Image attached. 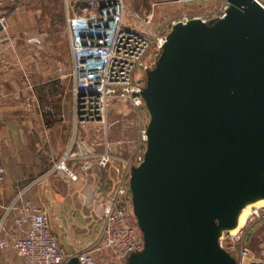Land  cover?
Listing matches in <instances>:
<instances>
[{
	"label": "water",
	"instance_id": "95a60500",
	"mask_svg": "<svg viewBox=\"0 0 264 264\" xmlns=\"http://www.w3.org/2000/svg\"><path fill=\"white\" fill-rule=\"evenodd\" d=\"M226 4L173 25L145 72L146 144L128 176L143 249L123 264H237L218 240L264 200V10Z\"/></svg>",
	"mask_w": 264,
	"mask_h": 264
},
{
	"label": "crops",
	"instance_id": "0c3cea01",
	"mask_svg": "<svg viewBox=\"0 0 264 264\" xmlns=\"http://www.w3.org/2000/svg\"><path fill=\"white\" fill-rule=\"evenodd\" d=\"M135 3L139 4L137 10L152 13L157 30L165 26L167 29L172 20L193 17L207 21L216 19L227 5L226 0H191L186 3L179 0H140ZM8 5L5 3L0 8ZM18 15V11L13 13L0 30V84L4 82V86L0 85V169L3 170L0 174V221L4 209L17 193L27 189V198L43 211L51 233L59 238L61 231H65L62 224L65 215H75L79 223L86 222L84 215H100L105 199L115 193L117 180L123 177L126 182L128 170L114 158L108 173H102L96 166V155L104 151L101 127L76 125L74 122V80L65 31V11L60 24L64 28L62 45L51 34L44 35L33 17L26 16L23 20ZM128 17H124L125 25L136 24L126 20ZM32 39L39 43L29 42ZM23 74L33 82L34 99L41 103L36 108H24L28 104V93L21 94L18 89ZM107 148L114 156L126 157V151L123 149L122 154L121 147L119 154L109 142ZM68 150L75 155L66 161L67 169L77 177L75 181L54 170ZM79 152L83 156H78ZM87 164L90 168L84 170L82 167ZM116 169H119V174ZM119 202V206L130 207L128 197ZM4 227L5 239L10 240L11 235L20 236L13 229L12 216L5 221ZM104 254L107 259L106 252ZM0 264H12V261L3 254ZM17 264H20L19 260Z\"/></svg>",
	"mask_w": 264,
	"mask_h": 264
},
{
	"label": "built area",
	"instance_id": "2783aa9c",
	"mask_svg": "<svg viewBox=\"0 0 264 264\" xmlns=\"http://www.w3.org/2000/svg\"><path fill=\"white\" fill-rule=\"evenodd\" d=\"M14 1L0 0V6ZM179 1L186 3L191 0ZM253 1L264 10V0ZM63 3L72 61L71 76L74 80V122L76 125L101 127L105 139L104 151L96 155V166L102 173H108L111 161L115 158L126 167L129 176L130 168L141 163L146 144L148 115L140 97L145 72L153 66L173 25L193 18L203 23L207 20L200 17L172 20L167 29L165 26L157 30L151 26L152 13L145 14L137 25H125V0H63ZM225 9L219 17L223 16ZM4 24V19L0 17L2 29ZM29 42L39 43L33 39ZM89 59L100 63L98 84L79 87L80 63ZM26 100H32V96L28 94ZM115 103L125 106L133 117L127 126L135 127L139 133L136 150L130 158L108 152L107 136L111 125L107 122V116ZM78 156L83 154L79 152ZM73 157L75 155L68 150L54 166L55 171L64 173L70 181L77 179L66 166V161ZM82 168L87 170L90 165ZM116 173L119 174V169H116ZM128 176L126 182L123 177L117 180L114 195L106 198L101 208V249L108 256L103 264H123L129 255L143 249L135 219L131 221L130 216L134 218L132 212L129 214L128 208L119 206L120 199H130ZM26 193L27 189L19 191L4 209L0 221V251L10 248L20 264H65L70 257H75L78 264H98L94 256L97 249L65 252L51 233L46 215L34 206ZM11 216L13 229L20 236L11 235L10 240H7L4 238V225ZM257 223L264 225V205L252 207L241 227L222 233L218 240L220 248L233 257L237 264H264V237L257 245L256 256L246 245L248 233Z\"/></svg>",
	"mask_w": 264,
	"mask_h": 264
},
{
	"label": "rangeland",
	"instance_id": "374dc122",
	"mask_svg": "<svg viewBox=\"0 0 264 264\" xmlns=\"http://www.w3.org/2000/svg\"><path fill=\"white\" fill-rule=\"evenodd\" d=\"M139 1L140 0H127V4L125 0L126 11L124 17L129 16L126 20L135 21L136 25L141 21V19H143V16L147 14L145 10L136 9V6H138L139 4L137 5L135 2ZM10 4H14L12 5L13 7ZM10 4L9 6L12 7L10 13L7 16H1L0 14V17L5 21V26L6 20L8 18H11L13 13L18 11V16L23 20L26 16H31L35 20H37L38 29L42 30L43 34L46 36H49L51 34L52 37H56L57 39H59L57 43H61L62 45V39L64 35V28L60 25L64 19V5L62 0H15ZM153 20L151 21V26L153 29H155L154 27H156V24L154 25L155 22H153ZM149 56H152V54L149 53ZM99 72L100 63L98 61L93 59L82 61L79 66V87L90 86V84H98ZM21 77L22 80L18 88L19 92L21 94L28 93L30 96H32V100H29L27 102L29 103L28 106L25 105L24 108H36L37 104L40 105L41 103L34 99L36 98V95L33 82L27 74H23L21 75ZM3 84L4 82H2L0 85L4 86ZM30 89L31 91L33 90L32 94H30ZM42 104L44 105V103ZM132 118V115L128 113V110L125 108V106L118 103L112 105L107 116V122L111 125L107 140L109 143H111V145H113V147L116 148L115 152H117V154H119L120 147L122 148V154H124V149L126 151L125 154L127 158H130L135 152L139 136V133L135 127L127 126L128 122H131ZM118 144L121 145L119 146ZM263 205L264 201H258L246 206L241 213V216L239 217L236 229L244 224L252 207H261ZM128 212L129 214H131L132 212L131 207L129 206ZM74 216L75 215H65L62 223L65 226V231H61V235L59 236V238L56 236L59 246L65 252H68L69 249H74V251L84 249H97L94 253L95 259L98 264H103L106 259L104 254L105 252L101 249L102 222L100 220V215L98 213L84 215L85 218L87 217L86 222L80 223L75 220ZM130 217L131 221H133L134 218H132V216ZM69 236L73 237V239ZM263 237L264 225L260 223L255 224L248 233V237L246 239V245L249 247L252 255L256 256L257 245L263 239ZM71 240H76V242H73ZM78 240L80 242H77ZM93 241L94 244H92ZM3 254L4 256H7L10 261H12V264H17L18 260L11 249L10 251H0V257Z\"/></svg>",
	"mask_w": 264,
	"mask_h": 264
},
{
	"label": "trees",
	"instance_id": "16d2710c",
	"mask_svg": "<svg viewBox=\"0 0 264 264\" xmlns=\"http://www.w3.org/2000/svg\"><path fill=\"white\" fill-rule=\"evenodd\" d=\"M10 4V3H9ZM15 4V3H14ZM14 4H10L11 6L12 5H14ZM13 7V6H12ZM12 7H10L9 5H8V7L6 6V7H1L0 8V14L1 15H4V16H7L9 13H10V10H11V8Z\"/></svg>",
	"mask_w": 264,
	"mask_h": 264
},
{
	"label": "bare ground",
	"instance_id": "6f19581e",
	"mask_svg": "<svg viewBox=\"0 0 264 264\" xmlns=\"http://www.w3.org/2000/svg\"><path fill=\"white\" fill-rule=\"evenodd\" d=\"M260 201H264V200H260ZM257 202H258V201H257ZM243 210H244V209H243ZM243 210H242V212H243ZM242 212H241V213H242ZM241 213H240L239 217L241 216ZM239 217H238V220H239Z\"/></svg>",
	"mask_w": 264,
	"mask_h": 264
}]
</instances>
